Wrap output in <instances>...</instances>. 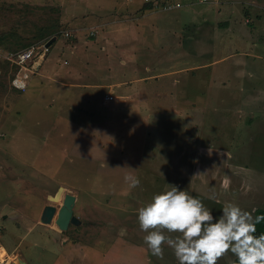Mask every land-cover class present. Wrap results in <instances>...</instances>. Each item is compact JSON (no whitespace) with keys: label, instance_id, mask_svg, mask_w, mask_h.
<instances>
[{"label":"rangeland","instance_id":"1","mask_svg":"<svg viewBox=\"0 0 264 264\" xmlns=\"http://www.w3.org/2000/svg\"><path fill=\"white\" fill-rule=\"evenodd\" d=\"M57 19L32 86L0 79V264H178L138 225L169 185L216 217L225 203L264 209V54L241 29L264 38V0H0V48L48 47ZM69 196L80 222L62 229Z\"/></svg>","mask_w":264,"mask_h":264},{"label":"clouds","instance_id":"2","mask_svg":"<svg viewBox=\"0 0 264 264\" xmlns=\"http://www.w3.org/2000/svg\"><path fill=\"white\" fill-rule=\"evenodd\" d=\"M126 180L132 188L140 184L132 177ZM137 212L139 228L147 233L144 243L159 259L166 244L178 264H218L229 252L238 264H264V234L256 235V225L264 217L254 218L237 204L225 203L216 217L200 199L169 185V190L155 194Z\"/></svg>","mask_w":264,"mask_h":264},{"label":"built area","instance_id":"3","mask_svg":"<svg viewBox=\"0 0 264 264\" xmlns=\"http://www.w3.org/2000/svg\"><path fill=\"white\" fill-rule=\"evenodd\" d=\"M200 1L201 3H205L208 0ZM181 6L182 5L179 3H171L169 5H165L164 7L169 10H174ZM67 36H70V34L68 33ZM48 49L49 47H47L45 43H40L37 46H31L28 49L17 53L5 52L0 48V60H7L11 63V66L17 65L19 67L17 74L13 76V80L11 81V85L14 88L26 91L27 78L39 72L49 53ZM107 99H109V97H107Z\"/></svg>","mask_w":264,"mask_h":264},{"label":"crops","instance_id":"4","mask_svg":"<svg viewBox=\"0 0 264 264\" xmlns=\"http://www.w3.org/2000/svg\"><path fill=\"white\" fill-rule=\"evenodd\" d=\"M87 1H89V3L90 4H93V5H96V7L97 6H100V5H104L105 6V3H106V1L107 0H87ZM91 1L93 2V3H91ZM94 1H97L98 3H94ZM108 1H110V0H108ZM91 9H87L86 10V12L88 13L89 11H90ZM106 10V9H105ZM91 12H103L101 9H99L98 11H91ZM154 15H156L155 13H152V14H146L145 16H144V18H142V20L139 18L138 19V22H139V27L140 26H146V23H147V20H152V18H153V16ZM158 16V15H157ZM151 18V19H150ZM165 22L166 21H168V17H165V18H162ZM157 20H158V18H157ZM73 23H74V21H76V20H74V18H72V20H71ZM63 22V21H62ZM141 22V23H140ZM149 22V21H148ZM67 23V22H66ZM123 24H120L119 26H121V27H123V28H127V26H125V23L124 22H122ZM65 24V23H64ZM257 25H262V26H264V20L263 21H260L259 22V24H257ZM135 27V33L137 32V34H138V36L139 37H141L142 36V33H141V27L139 28L138 26H134ZM250 28H251V24L250 25H248L247 23H244L243 24V27L241 28V29H244V31H245V33H246V36L247 37H245V39H247L248 37H253V39H249V40H251V41H254V42H256V41H259V45L258 46H256L255 45V47L257 48V50H259V51H261L263 54H264V38H260V39H258V37L257 36H253V34L251 33V31H250ZM79 31H81V30H79ZM125 30L124 29H122V28H119V30L118 31H116L115 32V37L119 40V41H121V42H123L124 41V37H126L127 35H128V33H123ZM242 31V30H241ZM261 31V30H260ZM250 32V33H249ZM249 33V34H248ZM256 39V40H255ZM78 45V44H77ZM254 48V47H253ZM49 52H50V50H49ZM246 56H249V55H246ZM250 57V56H249ZM56 60H58L57 59V57L56 56H54L53 57V64H54V62L56 61ZM47 62V61H46ZM45 62V63H46ZM45 63H44V65H45ZM44 65L42 66V67H44ZM48 67L50 66V64H48L47 65ZM58 67H57V65H55L54 64V66H53V74L54 73H56V69H57ZM33 82H34V79H32L31 77H29L28 78V81H27V84H28V87H27V90L32 86V84H33ZM12 87V86H11ZM13 88V87H12ZM14 89H16V88H14ZM16 90H18V89H16ZM26 90V91H27ZM18 91H21V90H18ZM107 97H109V99H107ZM105 102L108 104V102H110L111 101V96L108 94L107 96H105ZM2 247H0V249H1ZM5 250V249H4ZM6 258V251H5V254H4V259ZM0 259H1V257H0ZM2 260V259H1Z\"/></svg>","mask_w":264,"mask_h":264},{"label":"trees","instance_id":"5","mask_svg":"<svg viewBox=\"0 0 264 264\" xmlns=\"http://www.w3.org/2000/svg\"><path fill=\"white\" fill-rule=\"evenodd\" d=\"M151 8V7H150ZM57 23L56 25H48V28H45L44 29V32L45 34L43 36H40L39 35V40L41 39H48L50 40L51 38L53 37H57V40H59V37L57 35V32H58V29L60 28V26L62 25L63 22L60 21V19H57ZM59 23V25H57ZM57 40L51 45V47L57 42ZM30 47V44L28 43L27 44V48ZM11 69L13 70L11 72ZM19 70V67L17 65H14V66H11V63L7 60H0V79H2L3 77L6 78L8 76V80L10 81V84H11V81L13 80V76H15L17 74ZM2 84L0 83V86ZM255 217H264V209H257L255 212H254V218ZM257 232H256V235H261V234H264V220H261L257 225ZM230 264H238V261L237 259L235 258L233 260L232 263Z\"/></svg>","mask_w":264,"mask_h":264},{"label":"water","instance_id":"6","mask_svg":"<svg viewBox=\"0 0 264 264\" xmlns=\"http://www.w3.org/2000/svg\"><path fill=\"white\" fill-rule=\"evenodd\" d=\"M57 40V37H53L49 43H48V47L50 45H52L55 41ZM76 203V197L74 196H69L66 199L65 202V206L62 208L60 214H59V218H58V224L61 226L62 229H67L68 225L71 221H73L74 223H79L80 221L73 216V208L74 205ZM56 209L53 207H50L47 211V213L45 214V217L43 218V221H47V216L51 217L53 213H55ZM45 219V220H44ZM20 263V262H19ZM21 264H24L23 262H21Z\"/></svg>","mask_w":264,"mask_h":264},{"label":"bare ground","instance_id":"7","mask_svg":"<svg viewBox=\"0 0 264 264\" xmlns=\"http://www.w3.org/2000/svg\"><path fill=\"white\" fill-rule=\"evenodd\" d=\"M47 219L49 220V218H47ZM4 254H5V250L4 249H0V257H1L2 260H4ZM14 264H21V263L16 262Z\"/></svg>","mask_w":264,"mask_h":264}]
</instances>
